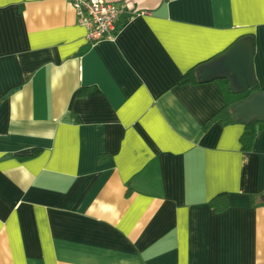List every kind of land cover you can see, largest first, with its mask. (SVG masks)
Instances as JSON below:
<instances>
[{
    "label": "crops",
    "instance_id": "0c3cea01",
    "mask_svg": "<svg viewBox=\"0 0 264 264\" xmlns=\"http://www.w3.org/2000/svg\"><path fill=\"white\" fill-rule=\"evenodd\" d=\"M109 1L91 42L71 0H0V264H264V126L204 128L235 44L264 90V0Z\"/></svg>",
    "mask_w": 264,
    "mask_h": 264
},
{
    "label": "water",
    "instance_id": "95a60500",
    "mask_svg": "<svg viewBox=\"0 0 264 264\" xmlns=\"http://www.w3.org/2000/svg\"><path fill=\"white\" fill-rule=\"evenodd\" d=\"M251 62V49L243 42L230 48L222 60L221 67L228 69L234 76L240 92L248 91L255 85ZM232 110L235 118L244 124L256 119L264 120V90L257 91L251 97L234 104Z\"/></svg>",
    "mask_w": 264,
    "mask_h": 264
},
{
    "label": "built area",
    "instance_id": "2783aa9c",
    "mask_svg": "<svg viewBox=\"0 0 264 264\" xmlns=\"http://www.w3.org/2000/svg\"><path fill=\"white\" fill-rule=\"evenodd\" d=\"M71 5L91 42L113 38L128 8L126 3L109 0H71Z\"/></svg>",
    "mask_w": 264,
    "mask_h": 264
},
{
    "label": "trees",
    "instance_id": "16d2710c",
    "mask_svg": "<svg viewBox=\"0 0 264 264\" xmlns=\"http://www.w3.org/2000/svg\"><path fill=\"white\" fill-rule=\"evenodd\" d=\"M121 25V24H120ZM192 80L190 79V73L185 74L182 78L181 83H189ZM223 93L225 95V105L219 110L214 116H212L204 125L205 129H208L213 124L219 123L220 125L226 127L229 125L242 123L239 119H236L232 110V106L238 102H241L252 96L253 93L263 90L259 83L255 81V85L248 91L240 92L236 90L228 77H221L220 79ZM83 91V89H82ZM84 91H89L91 94L98 93L97 88L85 89ZM83 91V92H84ZM246 129L241 137V143L244 150L251 149L256 135L259 133L260 129L264 126V120L256 119L250 123L245 124ZM256 200L264 201V192L258 194ZM228 204L220 208H226ZM219 208V209H220Z\"/></svg>",
    "mask_w": 264,
    "mask_h": 264
}]
</instances>
